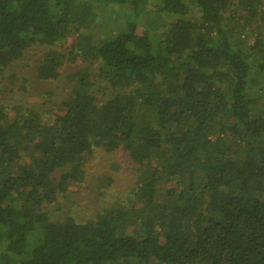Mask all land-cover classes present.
<instances>
[{"label":"trees","instance_id":"obj_1","mask_svg":"<svg viewBox=\"0 0 264 264\" xmlns=\"http://www.w3.org/2000/svg\"><path fill=\"white\" fill-rule=\"evenodd\" d=\"M129 1L89 41L112 0H0V73L36 44L39 80L73 67L49 118L0 103V264H264V0H160L155 33ZM97 149L127 153L132 198L52 219Z\"/></svg>","mask_w":264,"mask_h":264},{"label":"rangeland","instance_id":"obj_2","mask_svg":"<svg viewBox=\"0 0 264 264\" xmlns=\"http://www.w3.org/2000/svg\"><path fill=\"white\" fill-rule=\"evenodd\" d=\"M160 4V0H148L143 10L144 18L140 32L151 31L146 20L153 16L151 14L154 11L160 10ZM130 5L129 0H112L111 3L108 2L106 10L100 9L102 11L96 24L97 28L95 27V34L91 32L88 35L89 41L95 37L99 38L104 30L117 26L115 22L123 18L119 13H129L131 16L133 6ZM163 19L166 22L172 21V17ZM160 26H157L158 33L161 31ZM239 26L247 29L244 21H239ZM151 32L155 33V31ZM104 37L106 35L103 34ZM71 43L72 38H69L58 47L67 52ZM47 49L48 47L42 44L32 46L21 60L15 62L6 72L0 73V103L8 107L22 104L41 112L44 118H49L56 103L70 95L72 81L68 75L73 69L71 64H68V70L57 80L42 81L36 77V67ZM12 75L15 76L14 80L10 77ZM108 93H113L110 88L103 90L99 96L102 99ZM84 171L82 178H79V174L69 171V168L58 173L60 179L64 176L69 177L64 180L59 200L51 203L47 208L52 219L62 220L73 216L81 222H87L101 214L111 213L116 203H127L128 199L132 198V189L136 185V171L132 168L125 151L108 153L103 149H97L94 158L85 165ZM108 175L114 177V183L103 187L104 176ZM166 196V188H157L156 197L159 200Z\"/></svg>","mask_w":264,"mask_h":264}]
</instances>
